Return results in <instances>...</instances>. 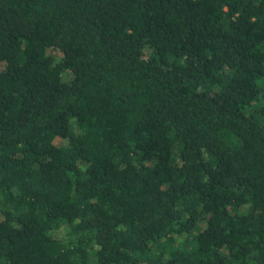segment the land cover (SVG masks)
Returning <instances> with one entry per match:
<instances>
[{
    "label": "trees",
    "instance_id": "16d2710c",
    "mask_svg": "<svg viewBox=\"0 0 264 264\" xmlns=\"http://www.w3.org/2000/svg\"><path fill=\"white\" fill-rule=\"evenodd\" d=\"M0 264H264V0H0Z\"/></svg>",
    "mask_w": 264,
    "mask_h": 264
},
{
    "label": "rangeland",
    "instance_id": "374dc122",
    "mask_svg": "<svg viewBox=\"0 0 264 264\" xmlns=\"http://www.w3.org/2000/svg\"><path fill=\"white\" fill-rule=\"evenodd\" d=\"M4 65V62L0 60V68Z\"/></svg>",
    "mask_w": 264,
    "mask_h": 264
}]
</instances>
